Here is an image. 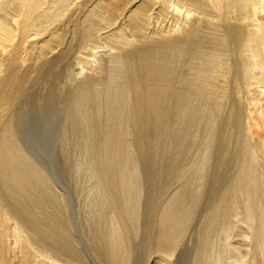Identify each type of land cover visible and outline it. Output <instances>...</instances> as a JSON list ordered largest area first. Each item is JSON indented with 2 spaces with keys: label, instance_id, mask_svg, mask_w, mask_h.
<instances>
[{
  "label": "bare ground",
  "instance_id": "obj_1",
  "mask_svg": "<svg viewBox=\"0 0 264 264\" xmlns=\"http://www.w3.org/2000/svg\"><path fill=\"white\" fill-rule=\"evenodd\" d=\"M261 15L264 0H0V246L10 221L20 264L65 263L59 253L66 264H84L75 247L79 237H86L100 263L124 264L128 223L136 234L144 217L139 183L147 172L140 176L136 169L135 147L154 143L157 151L167 148L157 178L169 187H157L165 196L145 213L142 250L155 255V264H173L191 231L200 242L195 264H254L252 241L264 264V143L253 140L248 99L257 108L264 101ZM69 55L83 80L56 90L66 98L69 121L62 141L68 146L73 139L85 154L78 152L82 159L74 157L75 165L68 158L77 197L89 203L83 221L72 226L77 233L65 219L60 193L22 147L15 114L32 76ZM74 73L67 71V79ZM102 117L109 122L100 129ZM97 131L103 142H121L123 152L116 144L110 151L96 146ZM117 165L121 173L112 177ZM209 177L222 186L209 185ZM86 179L96 188L91 181L84 191ZM117 186L122 199L114 204L109 192ZM210 194L215 204L198 218Z\"/></svg>",
  "mask_w": 264,
  "mask_h": 264
},
{
  "label": "rangeland",
  "instance_id": "obj_2",
  "mask_svg": "<svg viewBox=\"0 0 264 264\" xmlns=\"http://www.w3.org/2000/svg\"><path fill=\"white\" fill-rule=\"evenodd\" d=\"M259 20H260V22L264 23V16L261 15ZM68 58H72V59L63 60L64 63H63V61H61V63L59 62L58 64L56 63L55 64L56 66L55 65H49V67H48V66L43 65V67H44L43 71L44 72L42 71L43 72L42 73L41 71L40 72L38 71L37 73H35L32 76V78H31L32 80H29L24 85V88H23L21 95L20 96L18 95V98L16 101L17 108L15 110V114L17 113L16 117H17L18 123L16 126L18 129V132L20 133V141L22 143V147L27 151L29 158H31L33 160L34 164L39 166L40 168H42V170L46 173V175H48L47 177L50 179L52 184L56 187L58 194L60 193V196L62 197L63 206L65 207V209L67 210V213H68L67 217L65 218L66 221L70 223L71 228H72V226L77 228V226L79 224L78 222L83 221V218H85V215H87V213H88L87 212L88 209H85V208L88 207L87 205H89V203L88 202L86 203L85 202L86 200H82L81 198L77 197L76 193L79 192V190L77 189L76 185L74 184L77 182H74V177H73L74 174H73V172H71L72 170L70 171L68 164L70 162H72L75 165L74 160L75 159H82L81 156L84 158L85 154L83 152V147H82L83 145H81V147H80V144L78 143L79 144L78 148L80 150L78 148L76 149L74 142L76 144H77V142L74 141L72 143L73 139H71V137H68L69 139H71V140L68 139L69 143L66 141L69 145L65 142L68 146H65L64 142L62 141L64 134H65V131H66V128H67L66 126H68L69 121H66V120H68V118H66L67 117L66 102H65L66 98H64V95H62L60 93L61 91H57L56 89H58V88L68 89V88H70L72 83H75V82L77 83L79 81H82L84 71L80 69L78 62L76 61V59L73 55H69ZM33 59L37 60L38 56H36ZM40 61L42 62L41 58H40ZM65 61H67V63H69V64L65 63ZM48 69H50V70H48ZM58 69H59V71H57ZM69 69H71V70H69ZM92 69H95V66H93ZM52 70L55 71V74H54V71H52ZM67 71L68 72L69 71L75 72L74 74H75L76 78L74 76V78H71L68 80L66 77V74H65V73H67ZM52 72H53V74H52ZM30 73H31V71H30ZM30 73H29V76H30ZM44 73H45L46 77L44 76ZM49 73H51V74H49ZM258 75H260V73H258ZM55 84H57V85H55ZM50 86H51V88H50ZM56 86H57V88H56ZM50 90H52V91L50 92ZM53 91L54 92L56 91V92L53 93ZM48 95H50V96H48ZM40 98L44 99L45 102H44V100H40ZM248 99L250 102V116H251V120L253 122V127H252L253 140L256 144H258L260 142L264 143V101L260 105V108H257L253 104V100H252L251 96H249ZM263 100H264V91H263ZM63 108H64V110H63ZM17 109H18V111H17ZM259 111H261V112H259ZM245 117H246V115H245ZM103 119L104 118L102 117L101 120L104 121L103 122L104 124L102 123L100 125L99 122H102V121H99V122H97L99 125L96 127L101 129L104 126H106V124H108L107 122H109V121H105ZM108 120H110L109 117H108ZM66 123H67V125H66ZM147 128L151 133L155 132L154 127L152 125H149ZM107 131H108V127H107ZM96 136L98 137L97 139L99 140V142L101 141L100 144L98 143V141L94 142L96 144V146L99 147V145H101V147H102L104 145V148H108V151H110L109 145H111V142H114V141L108 140L107 142L109 144L105 141L103 142V140H101V138H100V137H102V135H100L98 131H97ZM62 142H63V145H62ZM70 143H72L73 145H71ZM105 143H106V145H105ZM115 144H116V146L119 147L118 148L119 150L114 149V151L118 150L119 153L123 152V150H121V148H124L125 146H122L121 142L120 143L117 142ZM115 144H112L111 147L112 146L115 147ZM62 146H65V148L63 147L64 149H66L67 147L70 148V146L72 148V146H73L72 149H69V148L66 149V151L68 150V152H70V153L72 152L73 155H69L70 153L64 152L65 150L62 148ZM146 146H148V147L145 148L143 146L145 150L148 148L151 150L148 149L146 152L139 145L135 147L136 152L139 153V155H136V158H135L136 162H137L136 165L138 167V168L136 167V169L139 171L140 176L144 175L147 172L146 173L147 175H144L140 179L139 188H141L142 191H141V193H139L140 199H138V200H140V201H138V203H139L138 205H140L139 209H140L141 217L144 216V217H142L141 220H143V222L145 224H146V221H149V217L146 216L145 213L149 214V212H150L149 209H151L153 205L154 206L158 205L160 199L162 200V198L165 196V194H163V193L165 192V190H168V187H169V185H167L168 182H166L164 180H162L160 182V184H163V185H159L158 184L159 178H157V174L160 173V172H158L159 169H161L160 167H162L164 165L162 163L163 160H160V159L165 154L167 155V153H166L167 148L164 147V144H162L161 148L163 151H160L159 150L160 148H158L159 151H157L156 150L157 147H155L154 143H153V148L150 147L151 144L146 145ZM138 147H139V149L140 148L141 149L139 150ZM174 147H175V145H173V148ZM74 148L77 151H75ZM81 148H82V152H81ZM175 148L173 150L169 146L170 153H171V157H170L171 161L173 160V154L174 155L176 154ZM73 149L75 152L73 151ZM137 149H138V151H137ZM153 149L156 151H154ZM116 151H115V154L117 153ZM78 152L80 154H78ZM148 152L150 155H151V153H153V154L151 156H149L146 154ZM62 153H65V155L68 154V156H65ZM74 153H75V155H74ZM81 153H83V154H81ZM94 153H96V151H94ZM231 153H233V152H231ZM77 154L81 155V156L77 157L78 156ZM160 155H161V157H160ZM176 156H177V154H176ZM232 156L235 158V155H232ZM74 157H75V159H74ZM138 157H140V159H143L144 161L143 160L139 161ZM68 158H71L72 160L70 161V159H68ZM154 158H155V160H153ZM156 159H158V161L160 163L158 161L155 162ZM68 161H70V162L68 163ZM149 162H151V163L153 162L152 165ZM171 164L168 165V167H169L168 169L171 168ZM112 165H113V163H112ZM139 165H140V167H139ZM113 167H112L113 170L110 173V175L112 177L121 173V167L119 165H117V167H115V168H113ZM145 167H146V169H144ZM164 168H165V165L162 167L161 170H163ZM154 170H156V171H154ZM218 170H216V172H217L216 175L217 176L222 175V172H224V171L222 169H219V168H218ZM151 172H153V174ZM154 174H156V175H154ZM150 176H152V177H150ZM229 176H231V174L226 176L227 178L225 177V180L229 179L230 178ZM216 177L215 178L209 177V178H211V181H209L208 183H209V185L212 183L213 184L215 183V184H217L216 187L220 188L222 185L220 183H218V181H217L218 177L217 178ZM213 179H215V180H213ZM151 180H152V182H151ZM169 180L173 181L174 178L173 179L169 178ZM91 181H92L91 179H88V181L86 179L85 182L82 184V186L84 187L83 188L84 191L86 188L85 186L88 185V183H90ZM94 182L92 181V185L94 188H96L97 185L94 186V184H95ZM141 183H142V185L145 186V188L141 185ZM146 183H148V184H146ZM215 184H214V186H215ZM149 185H150V189H149ZM159 186L163 187L160 189H165V190H157V187H159ZM207 188H208V186H207ZM113 190L114 189L110 190L109 197L111 196L110 198L112 199V203L115 204L116 202H118V199H122V197H121L122 192L119 190V186H117V188L114 190L115 193H113ZM132 190L133 189H131L129 191L130 194L132 193ZM213 191H215V195H216L217 190H215L213 188ZM85 193L87 194V192H85ZM111 193H113L114 195H112ZM133 193H135V190L133 191ZM144 194L147 196L143 197ZM141 195H142V197H141ZM212 195L213 194L209 195L208 200L205 203L203 201L202 206H200V207H202V208H200L201 211L200 210L198 211V216H197L198 218L202 214L201 212L204 213L205 210L203 211V209H205L208 206L215 204L214 201H212V198H213V200H215L216 196L214 197V195L213 196ZM168 197H166V199ZM110 198H109V200L111 201ZM114 198H116V199H114ZM150 198L151 199L153 198V199L151 200ZM150 200H151V203H150ZM155 200H156V202L154 204L153 202ZM64 202H66V204ZM84 204H87V205H84ZM162 205L163 204H161V206ZM209 208H211V207H209ZM199 213H200V215H199ZM140 214H139V216H140ZM95 216H97V214L94 212V218L98 219ZM143 218L146 220H144ZM143 222H142V225H140L141 229L138 230L136 234H135L136 225L128 223L129 224L128 229L126 230L125 234L128 235V237L130 238V244H131V246L133 245L132 246L133 251L131 250V246H129L125 249V251H126L125 257L127 259H125L124 264H128V263L130 264V261H131V264H155V261H154V260H156L155 255L152 256V254H150V253L146 254L145 253L146 251L144 252L142 250L144 248L142 241H144L145 236H146L144 234V232H142V230L146 231L144 228L145 224H143ZM75 228L71 229L73 233H75V232L77 233V230ZM6 230L8 231V234H6V238H5V242L3 244V248L0 246V264H3V262H4V264H5V262L8 264H20L21 263V253H20L19 248L15 244V239L13 237V231L15 230V224L13 222L9 221L6 224ZM80 232H81V230H80ZM141 235L142 236L144 235V236L142 237ZM74 236H75V239L78 238L76 234ZM140 236L143 239H141ZM193 236H194V234H191V231H189L183 237L182 241L180 242V245H181L180 248L178 247L173 258L171 259L173 264L174 263L175 264H195L196 263V260H197L196 257H198L197 251H199L200 242L196 239L195 236L194 237ZM138 243H141V245H143V246L140 248V244H138ZM197 245H198V247H197ZM255 246H256L255 242L252 241L251 242V247H252L251 249H252V256H254L253 257L254 264H263V260L260 256V253L255 250ZM75 247L77 249H79L78 251L81 252V256H82L84 264H102V263H100V261H98L96 259L95 255L93 254L91 247L87 243L86 237H79L76 240ZM253 252H254V254H253ZM145 254L147 255V257ZM153 254H155V252ZM59 255H62L60 257L63 258L64 260H66L65 263H61V262L56 263V262L50 261L48 259H44L41 262L43 264H66L68 262V260L63 257L62 253H59ZM208 260H210V259H207V261ZM75 261H77V259H75ZM207 261L205 264H208ZM49 262H51V263H49ZM209 264H211V263L209 262Z\"/></svg>",
  "mask_w": 264,
  "mask_h": 264
}]
</instances>
